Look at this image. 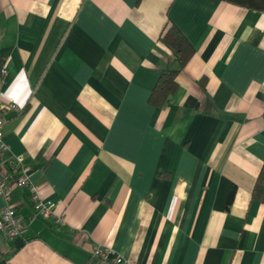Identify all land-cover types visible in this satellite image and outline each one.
I'll list each match as a JSON object with an SVG mask.
<instances>
[{"label":"crops","instance_id":"1","mask_svg":"<svg viewBox=\"0 0 264 264\" xmlns=\"http://www.w3.org/2000/svg\"><path fill=\"white\" fill-rule=\"evenodd\" d=\"M173 24L194 54L162 108L148 103L175 69ZM4 165L29 187L0 197L27 223L0 232V264H264V12L219 0H0ZM56 219L60 221L56 222Z\"/></svg>","mask_w":264,"mask_h":264},{"label":"built area","instance_id":"2","mask_svg":"<svg viewBox=\"0 0 264 264\" xmlns=\"http://www.w3.org/2000/svg\"><path fill=\"white\" fill-rule=\"evenodd\" d=\"M6 74L5 68L0 69V83ZM20 108L14 103L2 102L0 100V197L6 202L10 200L11 193L22 187H29L31 193V201L33 202L35 215L44 220L53 217V203L49 200L40 198L36 188L31 186L29 178L21 169L22 160L20 157L15 158L11 162V168L4 165L2 159L3 154L8 147L3 139L2 129L4 126V116L8 112L17 113ZM60 219H56V222ZM0 232L9 239L23 238L27 233V223L16 216V212L12 207H6L0 212ZM93 256L96 257L95 264H130L127 260L120 256L109 258V249L106 247H98L94 249Z\"/></svg>","mask_w":264,"mask_h":264},{"label":"trees","instance_id":"3","mask_svg":"<svg viewBox=\"0 0 264 264\" xmlns=\"http://www.w3.org/2000/svg\"><path fill=\"white\" fill-rule=\"evenodd\" d=\"M135 1L138 3L140 0ZM219 1L249 10L264 12V0ZM161 42L170 50L172 59L177 65V68L161 71L157 83L151 91L148 99V103L156 108H162L169 102L170 97L177 90V84L175 82L176 77L194 54V50L190 43L173 24L169 23L164 28L161 34ZM251 199L264 203V162L253 186Z\"/></svg>","mask_w":264,"mask_h":264},{"label":"water","instance_id":"4","mask_svg":"<svg viewBox=\"0 0 264 264\" xmlns=\"http://www.w3.org/2000/svg\"><path fill=\"white\" fill-rule=\"evenodd\" d=\"M24 244V239L23 238H16L14 240V247L16 249L20 248Z\"/></svg>","mask_w":264,"mask_h":264}]
</instances>
